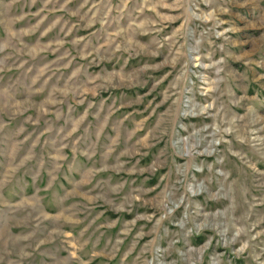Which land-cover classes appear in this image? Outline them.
<instances>
[{"label": "rangeland", "instance_id": "obj_1", "mask_svg": "<svg viewBox=\"0 0 264 264\" xmlns=\"http://www.w3.org/2000/svg\"><path fill=\"white\" fill-rule=\"evenodd\" d=\"M0 264H264V0H0Z\"/></svg>", "mask_w": 264, "mask_h": 264}]
</instances>
